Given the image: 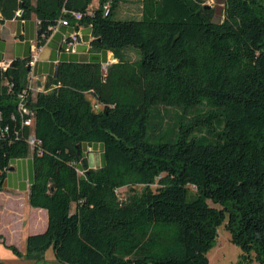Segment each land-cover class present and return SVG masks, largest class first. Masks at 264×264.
Here are the masks:
<instances>
[{
	"label": "trees",
	"instance_id": "1",
	"mask_svg": "<svg viewBox=\"0 0 264 264\" xmlns=\"http://www.w3.org/2000/svg\"><path fill=\"white\" fill-rule=\"evenodd\" d=\"M92 1L0 0L3 21L36 16L39 44L67 19L116 60L105 73L101 62L61 60L34 99L29 57L0 70V191L32 136L29 204L48 215L26 256L52 248L62 264H209L224 226L242 252L236 264H264V4L224 0L215 23L202 0H141L139 19L114 18L121 0ZM23 91L29 114L17 108ZM160 106L180 110L166 129ZM93 144L97 169L83 149Z\"/></svg>",
	"mask_w": 264,
	"mask_h": 264
},
{
	"label": "crops",
	"instance_id": "2",
	"mask_svg": "<svg viewBox=\"0 0 264 264\" xmlns=\"http://www.w3.org/2000/svg\"><path fill=\"white\" fill-rule=\"evenodd\" d=\"M32 2L34 4L35 0H32ZM83 2L84 0H74L76 7L82 6ZM96 5V0H93L89 7H96ZM20 14V10L16 11L12 19L3 21L0 13V68L2 66L6 67L17 58L29 57V62L32 58H35L34 66L31 70L29 69L27 77L32 99L35 98L38 92L47 90V85L53 77L54 69L59 61H92L101 62L103 65L105 63L103 59H110L111 54L109 52L90 48L91 35L89 28L79 27L80 43L76 52L66 54L61 51L62 36L74 31V27L60 26L57 31L39 44L36 16L32 15L28 20H21L19 18ZM141 15L142 9L138 17L131 19H139ZM114 62L116 60L113 58ZM53 87L54 85H50L48 90ZM84 146L85 150L98 153L99 167L101 146L99 144ZM31 150L33 151V147ZM32 151H30L27 158L11 162L10 169L6 170V177L0 191V241L7 247L13 246L17 250H19V244H22L23 241L26 246V238L29 235L43 233L48 223L47 211L43 208H34L29 204L30 184L33 179ZM85 156L88 167L97 169L98 167L95 165H90L89 155L85 154ZM93 161L95 162L94 159ZM79 168L81 169L80 165Z\"/></svg>",
	"mask_w": 264,
	"mask_h": 264
},
{
	"label": "rangeland",
	"instance_id": "3",
	"mask_svg": "<svg viewBox=\"0 0 264 264\" xmlns=\"http://www.w3.org/2000/svg\"><path fill=\"white\" fill-rule=\"evenodd\" d=\"M205 6L212 8L214 15L212 21L219 23L224 19V0H202ZM264 4V0H260ZM141 0H121L119 6L114 15L115 19H130L136 18L140 14ZM127 57L130 60H135L137 55L131 50H127ZM105 62L102 65L103 72L105 73L106 67L113 63V56L110 55L109 60L103 59ZM160 113V117L163 119L162 126L164 129L171 127L175 121L176 115L180 114V110L177 108L160 106L157 108ZM32 145L30 147V151ZM86 155H89L90 165L98 167V153L92 150H85ZM95 160V162L93 161ZM95 163V164H94ZM135 189L140 190L141 187L136 186ZM128 195V188H121L118 190V197L120 200H124ZM217 239L215 246L208 252L207 258L209 264H236L241 255L239 247L235 246L230 242V234L224 228L220 226L217 229ZM19 255H16L13 250L7 247L2 241H0V263L1 264H62L55 259L54 251L52 248L46 250L42 255L26 257L25 242L19 244ZM250 264H258L252 262Z\"/></svg>",
	"mask_w": 264,
	"mask_h": 264
},
{
	"label": "built area",
	"instance_id": "4",
	"mask_svg": "<svg viewBox=\"0 0 264 264\" xmlns=\"http://www.w3.org/2000/svg\"><path fill=\"white\" fill-rule=\"evenodd\" d=\"M107 6H105V9L107 8ZM71 14L75 20L81 19L80 13L73 12ZM60 26L70 27V23L67 19H59L57 21V24L53 28V32L57 31V29ZM79 43H80V35H79L78 30H74L68 34H64L62 36V40H61V51L66 53V54H73L76 52V49H77V46ZM34 63H35V58H32V60L28 64V67L30 70L33 68ZM8 66L9 65H7L6 67L2 66V68H0V70L5 69ZM27 88L30 90V84L29 83L27 84ZM26 97H27L26 91H23V93L20 94L18 97L17 108H18L19 113H21V114H29L30 113L29 109L26 106L27 105V100H26L27 98ZM23 125L30 126L31 120L28 119V120L23 121ZM27 141H28L30 146L32 145V147H34V138L32 136H30Z\"/></svg>",
	"mask_w": 264,
	"mask_h": 264
},
{
	"label": "water",
	"instance_id": "5",
	"mask_svg": "<svg viewBox=\"0 0 264 264\" xmlns=\"http://www.w3.org/2000/svg\"><path fill=\"white\" fill-rule=\"evenodd\" d=\"M206 7L209 8L208 6H206ZM27 71H29V67H28ZM56 72H57V67H55V69H54V76L56 75ZM7 169H10V168L8 167Z\"/></svg>",
	"mask_w": 264,
	"mask_h": 264
}]
</instances>
